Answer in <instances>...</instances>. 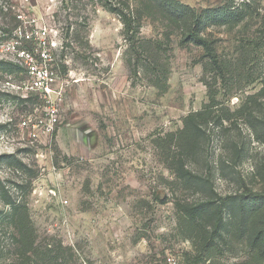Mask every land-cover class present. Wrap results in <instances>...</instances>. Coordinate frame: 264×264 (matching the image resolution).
I'll return each mask as SVG.
<instances>
[{"label":"rangeland","instance_id":"obj_1","mask_svg":"<svg viewBox=\"0 0 264 264\" xmlns=\"http://www.w3.org/2000/svg\"><path fill=\"white\" fill-rule=\"evenodd\" d=\"M179 1L201 14L230 0ZM256 5L259 15L236 27L202 29L222 64L207 71L205 47L163 14H146L129 40L97 2L0 0V264H168L170 255L193 264L199 240L179 210L202 195L170 169L172 134L210 104L211 91L220 105L187 165L211 170L221 197L264 192V144L233 115L264 92V0ZM146 41L165 90L141 67ZM28 54L54 60L50 94L32 87ZM259 102L263 116L264 94ZM13 204L31 223L36 256L17 244ZM257 257L232 240L201 264H264Z\"/></svg>","mask_w":264,"mask_h":264},{"label":"trees","instance_id":"obj_2","mask_svg":"<svg viewBox=\"0 0 264 264\" xmlns=\"http://www.w3.org/2000/svg\"><path fill=\"white\" fill-rule=\"evenodd\" d=\"M89 1L103 4L106 9L117 15L124 24V33L129 40H133L135 35L140 34L141 24L146 14H163L179 28L185 29V40L195 41L205 47L206 56L211 60L207 65V71H221L222 64L215 49L207 43L202 29L206 25L236 27L259 15L256 5L258 0H242L240 3L234 0L225 1L224 5L205 9L201 14L179 0H135L134 3L132 0ZM146 43L147 56L141 67L145 69L146 75L152 78L155 87L165 90L166 86L163 85L162 80L163 78L167 80L166 71H161L156 56L151 53L150 45L153 42L146 41ZM137 64L138 68L140 61ZM211 92L210 104L206 105L203 110L186 117L184 127L178 133L172 134V140L177 142L178 154L172 158L170 169L174 172L181 188L202 195L199 201L187 203L179 210L181 219L188 225L190 237L199 240L201 255L193 264H201L204 257L215 255L216 251L223 252L225 246L231 244L232 240L234 242L243 241L253 253H257L259 260H264V192L245 190L235 195L221 197L214 188L211 170L204 173L205 175L200 174L186 163L192 154L203 150L202 139L205 135L203 124L212 120L215 108L220 105L216 99V92ZM262 94L256 95L257 100L255 96H249L237 114L233 115H239L245 119L257 139L264 144V115H258L261 113L258 108L261 107L259 98ZM226 110L229 115L227 120H231L229 110ZM13 205L10 220L19 237L17 244L23 250L24 255L36 256L38 252L31 223L27 218L22 217L25 213L22 211L23 208ZM224 212L229 213L228 221L224 218ZM45 256L51 258L52 255L46 254Z\"/></svg>","mask_w":264,"mask_h":264},{"label":"built area","instance_id":"obj_3","mask_svg":"<svg viewBox=\"0 0 264 264\" xmlns=\"http://www.w3.org/2000/svg\"><path fill=\"white\" fill-rule=\"evenodd\" d=\"M27 56L31 61L29 64V74L33 79L32 87L36 91H42L45 95L50 94L52 85L56 82L54 70L49 66V63L53 61L50 54L48 56L42 54L43 58L38 60L30 54ZM167 261L168 264H183L180 262V259L172 255L168 256Z\"/></svg>","mask_w":264,"mask_h":264}]
</instances>
